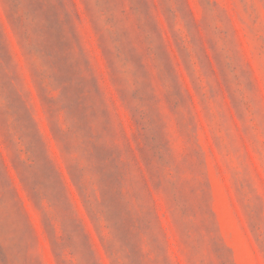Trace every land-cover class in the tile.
I'll return each mask as SVG.
<instances>
[{
    "label": "rangeland",
    "instance_id": "374dc122",
    "mask_svg": "<svg viewBox=\"0 0 264 264\" xmlns=\"http://www.w3.org/2000/svg\"><path fill=\"white\" fill-rule=\"evenodd\" d=\"M0 264H264V0H0Z\"/></svg>",
    "mask_w": 264,
    "mask_h": 264
}]
</instances>
